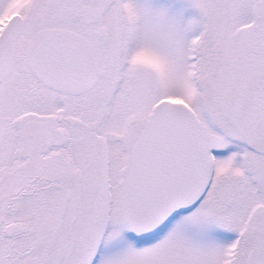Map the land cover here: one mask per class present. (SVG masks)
I'll return each instance as SVG.
<instances>
[{
  "label": "snow or ice",
  "instance_id": "1",
  "mask_svg": "<svg viewBox=\"0 0 264 264\" xmlns=\"http://www.w3.org/2000/svg\"><path fill=\"white\" fill-rule=\"evenodd\" d=\"M0 264H264V0H0Z\"/></svg>",
  "mask_w": 264,
  "mask_h": 264
},
{
  "label": "rangeland",
  "instance_id": "2",
  "mask_svg": "<svg viewBox=\"0 0 264 264\" xmlns=\"http://www.w3.org/2000/svg\"><path fill=\"white\" fill-rule=\"evenodd\" d=\"M159 3H170L171 0H158Z\"/></svg>",
  "mask_w": 264,
  "mask_h": 264
}]
</instances>
